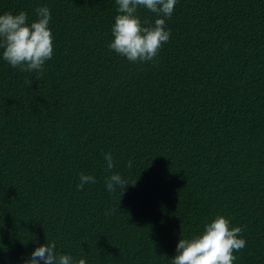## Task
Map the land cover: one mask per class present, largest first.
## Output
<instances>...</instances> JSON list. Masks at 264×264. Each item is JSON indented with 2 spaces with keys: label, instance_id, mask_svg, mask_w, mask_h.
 Segmentation results:
<instances>
[{
  "label": "trees",
  "instance_id": "16d2710c",
  "mask_svg": "<svg viewBox=\"0 0 264 264\" xmlns=\"http://www.w3.org/2000/svg\"><path fill=\"white\" fill-rule=\"evenodd\" d=\"M45 5L39 79L0 49V264L52 241L86 264H172L218 214L243 228L234 264H264V0H178L146 63L108 47L116 0H0V15ZM109 151L124 192L106 188ZM81 173L96 182L78 190Z\"/></svg>",
  "mask_w": 264,
  "mask_h": 264
},
{
  "label": "clouds",
  "instance_id": "9594fccd",
  "mask_svg": "<svg viewBox=\"0 0 264 264\" xmlns=\"http://www.w3.org/2000/svg\"><path fill=\"white\" fill-rule=\"evenodd\" d=\"M178 0H116L117 12L112 25L113 39L108 44L120 56L131 63L154 61L163 45L170 40L171 31L166 21L175 11ZM140 9L155 14L154 22L141 19ZM36 19L31 20L26 11L5 12L0 15V49L3 60L21 71L35 72L36 78L43 74L44 66L54 55V36L50 28L51 10L48 6L35 9ZM106 162V188L110 193L118 189L124 192L129 184L120 173L113 172L114 157L104 153ZM127 166L132 167V161ZM93 175L81 173L78 190L85 184L95 183ZM243 228L233 226L231 218L218 214L206 223L201 233L179 240L177 254L172 264H234V254L247 245L242 236ZM24 264H86L81 258L75 260L71 254L57 251L56 242H47L35 248Z\"/></svg>",
  "mask_w": 264,
  "mask_h": 264
}]
</instances>
